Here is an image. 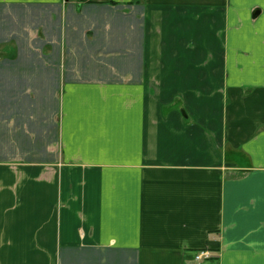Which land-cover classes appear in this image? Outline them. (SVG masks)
<instances>
[{"label": "crops", "instance_id": "0c3cea01", "mask_svg": "<svg viewBox=\"0 0 264 264\" xmlns=\"http://www.w3.org/2000/svg\"><path fill=\"white\" fill-rule=\"evenodd\" d=\"M0 264H264V0H0Z\"/></svg>", "mask_w": 264, "mask_h": 264}, {"label": "built area", "instance_id": "2783aa9c", "mask_svg": "<svg viewBox=\"0 0 264 264\" xmlns=\"http://www.w3.org/2000/svg\"><path fill=\"white\" fill-rule=\"evenodd\" d=\"M211 255L210 251L209 250H202L200 251L197 255H196V260L197 261H201L203 260L204 258H207Z\"/></svg>", "mask_w": 264, "mask_h": 264}, {"label": "water", "instance_id": "95a60500", "mask_svg": "<svg viewBox=\"0 0 264 264\" xmlns=\"http://www.w3.org/2000/svg\"><path fill=\"white\" fill-rule=\"evenodd\" d=\"M257 12H258V11H257ZM257 12H256V13H257Z\"/></svg>", "mask_w": 264, "mask_h": 264}]
</instances>
